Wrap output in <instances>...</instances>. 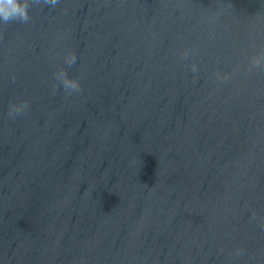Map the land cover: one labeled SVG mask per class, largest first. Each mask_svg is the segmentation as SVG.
<instances>
[{
  "label": "water",
  "instance_id": "water-1",
  "mask_svg": "<svg viewBox=\"0 0 264 264\" xmlns=\"http://www.w3.org/2000/svg\"><path fill=\"white\" fill-rule=\"evenodd\" d=\"M28 12L0 21V264H264V0Z\"/></svg>",
  "mask_w": 264,
  "mask_h": 264
},
{
  "label": "clouds",
  "instance_id": "clouds-1",
  "mask_svg": "<svg viewBox=\"0 0 264 264\" xmlns=\"http://www.w3.org/2000/svg\"><path fill=\"white\" fill-rule=\"evenodd\" d=\"M46 3H51L55 5L57 0H45ZM29 0H0V21L5 24L11 21L27 22L29 19ZM76 53L71 52L67 57V63L72 66L76 63ZM264 61V52L258 57L252 58V63L256 66H260L261 62ZM195 71L196 65H192ZM58 77L61 79L63 87L66 90L80 91V84L76 79H71L68 77L64 69H60L57 73ZM28 107L27 101H22L20 104H12L9 110V116L12 117L14 114H20L24 109Z\"/></svg>",
  "mask_w": 264,
  "mask_h": 264
}]
</instances>
